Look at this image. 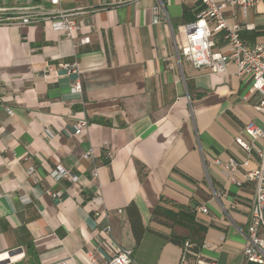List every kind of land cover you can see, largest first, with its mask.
Segmentation results:
<instances>
[{"label":"crops","instance_id":"crops-1","mask_svg":"<svg viewBox=\"0 0 264 264\" xmlns=\"http://www.w3.org/2000/svg\"><path fill=\"white\" fill-rule=\"evenodd\" d=\"M41 3L55 9L0 0V264H109L121 248L131 264H182L186 241V264H254L243 252L255 185H235L225 164L248 163L238 181L259 166L236 139L264 128L262 97L234 64L216 74L178 55L201 0H63L72 40L50 22H6ZM223 14L245 44H264V1ZM75 63L79 76L43 77L45 64ZM60 165L78 181H56Z\"/></svg>","mask_w":264,"mask_h":264},{"label":"built area","instance_id":"built-area-1","mask_svg":"<svg viewBox=\"0 0 264 264\" xmlns=\"http://www.w3.org/2000/svg\"><path fill=\"white\" fill-rule=\"evenodd\" d=\"M185 1V0H183ZM264 0H201L202 9L197 15L196 20L185 27V43L180 50H177L179 56H183L197 70H210L212 73L225 74L228 66L234 64L237 68L239 76H249L252 80L250 92L261 95L262 100L259 110L264 113V44L250 47L240 38L241 27L239 25H229L223 11L227 7L240 6L244 13L255 3ZM53 9L47 11L44 4L31 5L25 8L17 9L19 17L10 18L6 22L17 23L18 25H35L45 22L51 23L54 31L63 33L67 38L73 39L80 26L74 19V12H67L61 8L63 0H46ZM163 7H157L154 11L153 24L160 22ZM4 21L0 20V25ZM219 35V39H215V35ZM224 41L225 49L219 55L215 56L214 48L218 41ZM89 37L80 40L81 44H89ZM64 71L67 76H79L78 65L75 64H59L58 66L45 64L43 67V77L49 79L58 76L60 71ZM72 92L81 93L82 84L78 78L73 83ZM2 99L0 98V102ZM89 122L83 119L78 122L75 127V135L81 136L87 131ZM245 134L250 141H246L242 137L236 139V142L248 152L255 151L260 158L259 166L248 172L244 176L243 181L235 179V174L240 167L248 165V163H240L235 159H230L225 164V170L232 182L241 186L243 183H253L255 185V196L250 205V220L246 233V246L243 252L246 263L264 264V145L261 148L254 147L253 143L257 140L264 141V128L258 127L254 123H249L245 127ZM56 181L68 179L77 182L78 177L72 175L62 165L58 166L53 172ZM96 176V172L94 173ZM203 213H208L207 208H200ZM109 232V229L107 230ZM207 244L204 248H208ZM194 244L186 241L183 245V261L186 264V257L193 253ZM94 264H97L95 258L91 256ZM133 262V251L121 248L117 251L116 256L109 264H131ZM197 264H211L198 260Z\"/></svg>","mask_w":264,"mask_h":264}]
</instances>
